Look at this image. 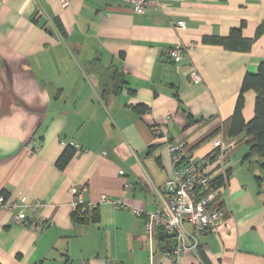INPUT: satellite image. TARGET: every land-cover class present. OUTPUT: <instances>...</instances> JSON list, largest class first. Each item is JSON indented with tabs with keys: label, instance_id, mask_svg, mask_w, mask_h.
Wrapping results in <instances>:
<instances>
[{
	"label": "crops",
	"instance_id": "obj_1",
	"mask_svg": "<svg viewBox=\"0 0 264 264\" xmlns=\"http://www.w3.org/2000/svg\"><path fill=\"white\" fill-rule=\"evenodd\" d=\"M133 1L73 0L64 8L57 0H0V193L45 205L37 215L0 209V264H172L160 231L149 244L134 210L153 212L168 197L167 140L210 159L222 135L233 144L220 188L224 224L218 234L197 233V250L180 262L264 264V158L245 160L248 138L219 131L244 77L264 62V0H149L143 14ZM235 29L253 40L248 51L210 42ZM177 45L182 59L174 62L167 50ZM193 70L202 82H192ZM244 97L250 122L256 93ZM138 106L149 110L139 114ZM74 144L80 149L58 168ZM77 196L130 206L101 204L82 221L74 218ZM21 212L25 225L13 221Z\"/></svg>",
	"mask_w": 264,
	"mask_h": 264
},
{
	"label": "built area",
	"instance_id": "obj_2",
	"mask_svg": "<svg viewBox=\"0 0 264 264\" xmlns=\"http://www.w3.org/2000/svg\"><path fill=\"white\" fill-rule=\"evenodd\" d=\"M64 8H69L73 0H57ZM149 0H134L133 9L137 14H143ZM178 27L185 28L184 21L178 23ZM186 50V49H185ZM183 48L177 45L167 50L169 59L179 62L182 59ZM187 51V50H186ZM193 83L202 82L200 74L193 70L190 73ZM168 120H172L169 117ZM223 135L214 141V147L219 152L212 158L197 159L193 152L183 143L167 140V148L174 168V176L165 183V193L162 197L161 206L153 212L135 209V215L145 219L147 230V241L153 244L157 231L163 229L172 235V248L165 251L164 255L171 259L172 264H181V257L187 252H195L199 246L198 234H218L224 224L226 211L219 202L221 187L227 184L228 175L225 168L227 154L233 144H226ZM80 149V145H72ZM123 175V172L120 171ZM221 181L222 185L217 182ZM131 189L130 184L125 185V192ZM101 204H112L117 209L127 208L128 205L122 199L112 200L102 197L98 202L86 203L82 196H77L73 202V209L82 214L90 215ZM45 205L36 202L32 205H20L16 202L6 200L4 194L0 193V209L4 211H15L19 207L32 210L37 215L38 210ZM14 223L25 225L28 217L24 212L15 215ZM36 224L42 225L43 220H35ZM190 225L195 232L190 231Z\"/></svg>",
	"mask_w": 264,
	"mask_h": 264
},
{
	"label": "trees",
	"instance_id": "obj_3",
	"mask_svg": "<svg viewBox=\"0 0 264 264\" xmlns=\"http://www.w3.org/2000/svg\"><path fill=\"white\" fill-rule=\"evenodd\" d=\"M263 32L264 23L259 29V35H261ZM210 42L212 44H220L229 50L238 52L248 51L253 44V40H247L242 37L240 29L233 30L228 38H212L210 39ZM124 84L125 81H120L119 91L122 89ZM116 89H118V87H114V93L117 91ZM249 90H253L256 93L255 116L250 122H246L243 118V108L245 106L244 95ZM134 110L139 114H143L149 109L144 106H138L135 107ZM219 131H223L225 135L230 138L237 137L242 134L248 138L247 144L249 145V152L245 156V160H250L254 156L264 158V62L259 65L256 74L248 73L244 77L234 113L224 123L223 129L220 128ZM74 154L75 148L73 146L67 147L57 160V167L64 169L69 164ZM261 168L264 170V163L261 165ZM258 179L262 180L263 178L259 177ZM217 183L219 186L222 185L221 181ZM95 211L96 210H94L90 215H85L79 210H75L74 218L86 221L88 220L89 216L95 213ZM158 231H160L162 240L167 243V247L165 248L164 252L170 250L172 248L173 242L172 235L168 234L163 229H159Z\"/></svg>",
	"mask_w": 264,
	"mask_h": 264
}]
</instances>
